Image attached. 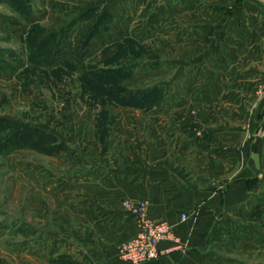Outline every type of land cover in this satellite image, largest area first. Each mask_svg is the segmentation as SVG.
Listing matches in <instances>:
<instances>
[{"label":"rangeland","instance_id":"rangeland-1","mask_svg":"<svg viewBox=\"0 0 264 264\" xmlns=\"http://www.w3.org/2000/svg\"><path fill=\"white\" fill-rule=\"evenodd\" d=\"M213 2L0 0V60L12 66L11 70H0V118L35 125L70 146L68 153L57 157L30 150L0 156V249L22 251L42 245L40 230L44 224L39 221L43 222L42 216L55 213L57 197L64 193L59 191L60 182L70 185L73 178H82L91 169L99 173L102 166L117 161L114 162L115 151L119 150L115 143L117 128L114 127L115 136L111 138L109 122H241L240 140L243 136L250 140V134L258 137L259 129L262 130L259 126L264 122V40L255 48L254 57L237 56L238 73L247 72L255 81L245 84L236 105L231 104L234 98L226 99L223 95L215 106L213 99L202 101L200 77L206 64L218 67L217 57L212 55L217 47L203 46L198 41L188 43L186 38L193 35L192 31L171 29L172 9L180 13L183 7H191V19H196L202 13L211 14L210 8L215 7L220 9V22H224L235 17L242 7L243 20L236 24L245 26L246 14L254 13L252 6H259L255 0ZM35 28L43 37L52 38L50 52H54L55 62L51 66L38 67L28 61L25 33ZM252 31L239 32L247 37ZM257 32V36L264 35V31ZM33 38L44 39L40 34ZM222 49L225 56L229 47ZM113 69L131 74L114 85L106 86V79L89 85L83 82L86 74ZM222 80H226L224 75ZM206 86L202 87L211 90ZM103 90H119L129 101L120 104L118 95L108 98ZM146 90L147 95L142 94ZM139 104L141 107H137ZM244 162L246 158L240 160L241 165ZM259 172L260 179L255 177L249 182L250 197L239 207L237 224L232 226L240 235L245 227H250L261 238L264 156ZM56 190L58 196L54 194ZM136 204L123 200L121 207L129 211L126 207ZM227 231L224 228L221 237L227 238ZM263 241L257 239L255 245ZM262 257V253L256 254L251 263L264 264ZM239 261L248 263L243 257Z\"/></svg>","mask_w":264,"mask_h":264},{"label":"crops","instance_id":"crops-1","mask_svg":"<svg viewBox=\"0 0 264 264\" xmlns=\"http://www.w3.org/2000/svg\"><path fill=\"white\" fill-rule=\"evenodd\" d=\"M252 7L254 13L246 14L245 26L236 24L243 20L242 7L224 22H220V9L215 7L210 8L211 14L199 12L203 15L196 19H191V7H183L180 13L171 10V29L193 32L186 38L188 43L217 47L212 55L217 57L218 67L210 61L212 66L206 64L200 77L202 101L213 99L216 106L217 99L225 95L226 99L234 98L231 104L236 105L245 84L256 79L247 72L240 75L237 62V56L254 57L255 48L264 40V35L256 34V30L264 31V6ZM243 29L253 30L252 35L240 33ZM225 47L229 49L224 52H229L223 56ZM241 125L109 122L111 138L117 128V161L102 166L99 173L91 169L86 176L73 178L70 185L60 182L59 191L64 193L57 197L55 213L39 221L44 224L40 230L44 243L22 251L0 249V264H129L118 258V248L135 236L136 217L122 209L123 200L145 204L149 217L166 222L176 238L175 243L159 245L157 260L143 264H241L242 257L252 264L256 254L262 253L264 258V241L255 245L257 239L264 240V229L260 238L250 227L240 235L232 226L237 224L239 207L250 197L249 182L261 177L264 156V122L257 138L249 133L250 140L245 136L240 140ZM243 158L246 162L241 165ZM98 174L102 177H95ZM59 191L54 194L58 196ZM224 228L229 230L227 238L221 237Z\"/></svg>","mask_w":264,"mask_h":264},{"label":"trees","instance_id":"trees-1","mask_svg":"<svg viewBox=\"0 0 264 264\" xmlns=\"http://www.w3.org/2000/svg\"><path fill=\"white\" fill-rule=\"evenodd\" d=\"M35 28L32 32L25 33V41L27 42L29 55V63L44 67L47 65H53L55 62L54 52L51 51V37H43L40 31H36ZM40 34L42 40L33 38L34 35ZM62 41L59 40L58 45H61ZM9 55H13L12 52H7ZM11 70L12 66H9L0 60V70ZM131 74L130 71H121L120 69H113L102 72H95L94 74H86L83 82H100L106 79L107 85L118 84L119 80L126 79ZM102 86V85H101ZM102 92V91H101ZM108 98H115L118 95L120 104H127L129 101L125 93L106 92L103 90ZM142 94L147 95V90ZM139 96V95H138ZM136 96V97H138ZM127 100V101H126ZM140 100H143L141 95ZM137 107H141L139 104ZM30 150L37 154L47 157H57L61 154H66L70 151V146L61 141L56 135L43 130L35 125L23 123L17 120L0 118V156L6 157L16 151Z\"/></svg>","mask_w":264,"mask_h":264},{"label":"built area","instance_id":"built-area-1","mask_svg":"<svg viewBox=\"0 0 264 264\" xmlns=\"http://www.w3.org/2000/svg\"><path fill=\"white\" fill-rule=\"evenodd\" d=\"M126 208L136 217L137 231L135 236L119 246L118 258L129 264H143L157 260L160 256L161 243L176 242L171 227L166 222H157L150 218L143 203ZM182 217L184 219V216Z\"/></svg>","mask_w":264,"mask_h":264},{"label":"water","instance_id":"water-1","mask_svg":"<svg viewBox=\"0 0 264 264\" xmlns=\"http://www.w3.org/2000/svg\"><path fill=\"white\" fill-rule=\"evenodd\" d=\"M256 2H258L260 5L264 6V0H255Z\"/></svg>","mask_w":264,"mask_h":264}]
</instances>
